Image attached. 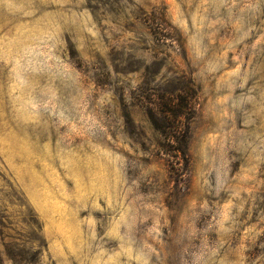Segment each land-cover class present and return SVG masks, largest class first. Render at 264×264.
<instances>
[{"label":"rangeland","instance_id":"374dc122","mask_svg":"<svg viewBox=\"0 0 264 264\" xmlns=\"http://www.w3.org/2000/svg\"><path fill=\"white\" fill-rule=\"evenodd\" d=\"M0 264H264V0H0Z\"/></svg>","mask_w":264,"mask_h":264},{"label":"trees","instance_id":"16d2710c","mask_svg":"<svg viewBox=\"0 0 264 264\" xmlns=\"http://www.w3.org/2000/svg\"><path fill=\"white\" fill-rule=\"evenodd\" d=\"M169 105V103H162L160 112L164 115V119H166L167 122H164V124L161 125L162 127H160V124H157L156 128L161 132H165V130L168 129L167 134L172 138H176V142L180 143L182 139H180L179 134H181L182 130H184V133L187 132L188 126L187 124L183 125V127L177 126L176 121L179 117H184L187 105L185 103V99L182 97L178 100V102L173 104L172 109L169 107ZM183 140L184 145H186L185 139Z\"/></svg>","mask_w":264,"mask_h":264}]
</instances>
